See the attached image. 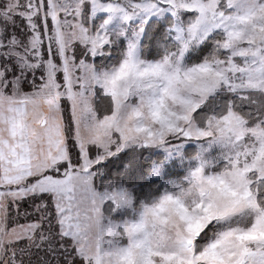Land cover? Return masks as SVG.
<instances>
[{
  "label": "snow or ice",
  "instance_id": "6c2138e0",
  "mask_svg": "<svg viewBox=\"0 0 264 264\" xmlns=\"http://www.w3.org/2000/svg\"><path fill=\"white\" fill-rule=\"evenodd\" d=\"M0 264H264V0H0Z\"/></svg>",
  "mask_w": 264,
  "mask_h": 264
},
{
  "label": "rangeland",
  "instance_id": "374dc122",
  "mask_svg": "<svg viewBox=\"0 0 264 264\" xmlns=\"http://www.w3.org/2000/svg\"><path fill=\"white\" fill-rule=\"evenodd\" d=\"M23 222V221H22Z\"/></svg>",
  "mask_w": 264,
  "mask_h": 264
}]
</instances>
